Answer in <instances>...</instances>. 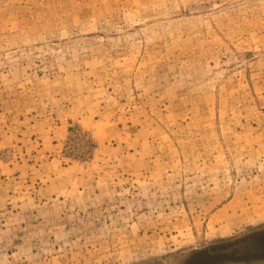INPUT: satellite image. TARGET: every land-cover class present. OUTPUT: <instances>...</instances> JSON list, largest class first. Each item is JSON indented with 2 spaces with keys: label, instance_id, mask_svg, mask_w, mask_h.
<instances>
[{
  "label": "rangeland",
  "instance_id": "1",
  "mask_svg": "<svg viewBox=\"0 0 264 264\" xmlns=\"http://www.w3.org/2000/svg\"><path fill=\"white\" fill-rule=\"evenodd\" d=\"M263 234L264 0H0V264H264L232 249Z\"/></svg>",
  "mask_w": 264,
  "mask_h": 264
},
{
  "label": "flooded vegetation",
  "instance_id": "2",
  "mask_svg": "<svg viewBox=\"0 0 264 264\" xmlns=\"http://www.w3.org/2000/svg\"><path fill=\"white\" fill-rule=\"evenodd\" d=\"M244 245H246V247H244ZM255 246V248L258 249V251L256 253H253L249 248H253V246ZM233 251L236 252L237 255L240 256H264V234L260 237H253V238H249L247 240H245L244 242H240L239 244L235 245L233 248ZM260 250H262V254L260 255ZM224 255H229V251L226 250L224 253Z\"/></svg>",
  "mask_w": 264,
  "mask_h": 264
}]
</instances>
